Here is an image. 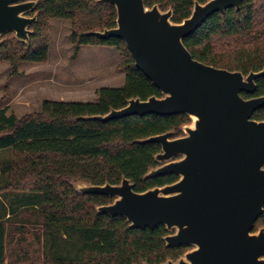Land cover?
Returning <instances> with one entry per match:
<instances>
[{
	"label": "trees",
	"instance_id": "obj_1",
	"mask_svg": "<svg viewBox=\"0 0 264 264\" xmlns=\"http://www.w3.org/2000/svg\"><path fill=\"white\" fill-rule=\"evenodd\" d=\"M29 43L12 33L1 37L0 61L15 70L21 63H43L49 50L51 20H68L73 56L83 46L115 49L124 83L102 87L95 102L44 101L36 113L17 118L0 110V264H162L176 261L185 247H167L163 226L132 229L121 217L98 214L112 199L81 195L71 183L118 185L122 178L144 192L177 181V177L144 178L156 167V143L137 141L169 131L182 136L186 115L129 117L99 122L85 117L119 110L130 99L145 101L160 92L134 66L121 39H100L93 33L116 26L112 5L98 0H37ZM208 0H143L151 8L172 10L171 21L189 17L193 3ZM183 44L192 57L209 66L243 75L264 69V0H243L240 8L209 16ZM253 95L264 96V76L256 79ZM264 121V106L252 115ZM7 155L6 158H2ZM24 212V214H22ZM22 214V217L19 215ZM264 227V212L253 231Z\"/></svg>",
	"mask_w": 264,
	"mask_h": 264
},
{
	"label": "water",
	"instance_id": "obj_2",
	"mask_svg": "<svg viewBox=\"0 0 264 264\" xmlns=\"http://www.w3.org/2000/svg\"><path fill=\"white\" fill-rule=\"evenodd\" d=\"M242 1H195L189 17L173 23L171 8H148L143 0H98L114 7L116 26L93 34L121 39L135 68L161 96L130 99L119 110L84 119L186 115L190 122L180 127V137L169 131L137 141L160 146L154 156L158 165L144 178L173 175L176 182L141 193L125 178L118 185L73 182L71 187L81 195L112 199L96 208L98 214L121 217L132 229L163 226L167 247L190 248L162 264H264V227L253 231L264 212V121L252 119L264 96L242 97L255 93L264 69L247 75L217 69L195 60L183 44L209 16L238 11ZM37 3L0 0V43L6 33L29 43L37 19L29 14Z\"/></svg>",
	"mask_w": 264,
	"mask_h": 264
},
{
	"label": "rangeland",
	"instance_id": "obj_3",
	"mask_svg": "<svg viewBox=\"0 0 264 264\" xmlns=\"http://www.w3.org/2000/svg\"><path fill=\"white\" fill-rule=\"evenodd\" d=\"M70 30L68 20L49 22V50L43 63H21L14 70L0 61V110L21 118L38 112L44 101L95 102L100 88L123 85L119 52L83 46L73 56Z\"/></svg>",
	"mask_w": 264,
	"mask_h": 264
},
{
	"label": "flooded vegetation",
	"instance_id": "obj_4",
	"mask_svg": "<svg viewBox=\"0 0 264 264\" xmlns=\"http://www.w3.org/2000/svg\"><path fill=\"white\" fill-rule=\"evenodd\" d=\"M180 137V136H179ZM174 138H176L175 136H174ZM170 176V175H169ZM177 180H178V177H177ZM169 234V233H168ZM190 250V248H187L186 249V251L185 252H187V251H189Z\"/></svg>",
	"mask_w": 264,
	"mask_h": 264
}]
</instances>
